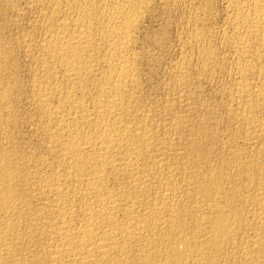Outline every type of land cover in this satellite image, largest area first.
<instances>
[{
  "label": "rangeland",
  "instance_id": "obj_1",
  "mask_svg": "<svg viewBox=\"0 0 264 264\" xmlns=\"http://www.w3.org/2000/svg\"><path fill=\"white\" fill-rule=\"evenodd\" d=\"M57 1L55 0L54 3L53 0H0V170H4L0 174L4 178L0 177L3 180H0V195H2L0 197V264H54L60 257L61 262H57L58 264L82 263L79 261L78 254L68 260H66L68 257L66 254L62 255L60 251L62 238L58 231L64 224L66 227L79 225L77 227L79 228L81 225L83 226L85 214L89 211L90 206L95 205L93 208H103V211L106 212L99 216L101 218L99 220L102 221V215L106 220L111 215L110 219H115L114 227L117 228V232L119 234L123 232L119 237L124 236L123 238L126 239L122 241L123 238L118 237L117 241L119 242L115 246L120 247H111L112 249L110 248L111 250L105 257L100 256L99 253H95L96 257H94L93 254L90 256L93 260L91 261L89 257L87 264H162V262L163 264L165 262V264H264V40H261L259 35L256 36L257 34L248 32L243 17L238 13L237 5L246 0H122L123 2L121 0H95V2L87 0L92 9L91 7L85 9V5H87L85 0H80V2L79 0ZM119 1L120 3H118ZM130 1L134 2L135 7L137 5L136 9L133 4H130L133 3ZM60 3L61 5H59ZM104 4H108V7ZM71 6L74 9H71ZM112 7L121 9V11L127 9L125 12L138 9L141 14L134 23L136 26L133 25L134 28H130V33H132L130 38L132 39L129 38L128 45H126L129 50L124 53H119L121 51L115 49V52H118L112 54L113 51L109 49L110 45L104 42L110 36L102 29L108 23H106L108 19L106 12ZM140 7H143L142 10ZM81 10L85 17L80 12ZM50 11L54 12L53 16ZM247 12L251 13L250 10ZM247 12L246 14H248ZM47 14H50V20L52 18L57 21L53 20V24L52 20V22L49 18L47 20ZM89 17L90 19H88ZM64 20H68V24ZM60 22L65 27L61 24L57 25ZM72 23L78 26L75 27ZM85 23L93 30H97H94L95 33L98 32L95 37L101 36L99 39L94 38L93 46L87 47L86 54H90L92 57L94 55V58L92 59L89 55L92 59V62L88 63L90 66L86 64L82 67L81 70L86 67V69L88 68L87 73L91 72L87 74L84 69L83 73L89 76L81 83L75 79V71L67 68L66 57L57 58L56 55L54 57L56 51L52 49H57L59 46L58 42H54L58 41V36L66 35L69 31L73 33L76 29L83 28ZM50 33L56 35L58 33V35ZM112 36L114 37L115 34ZM245 37L249 45L243 46L239 42V38ZM102 38L103 40H101ZM97 42L99 43L97 44ZM45 44H48L46 48ZM46 51L48 53L50 51V53L48 54ZM89 51L90 53H88ZM119 54L123 57H119ZM44 57H49V59H44ZM96 59L99 60L96 61ZM122 59L131 61L132 66L136 65L133 66V69L136 70H134L135 76H133V82L132 80L128 81L127 86L124 85L125 88L123 87L121 91V93H125V95L121 94L120 100L123 110L120 109L121 107L110 108L107 113L112 112L117 119H120L116 122L120 125L115 124L116 129L124 126L133 136L138 135L139 132L146 133L147 136L145 134L146 137H143L146 138V141L143 140L147 144L144 143L145 146L142 144V150L140 149L141 152L138 153L140 156L138 154L129 156L126 148L123 147L119 148L121 151L117 149L112 152V154L115 153L114 156H111L112 163L108 164V167L105 166L109 169L104 167L102 171L106 172H103V175L102 172L100 173L103 179L105 176L101 186L105 190L101 187L100 189L106 196L102 195L105 198L99 196V198L101 197L99 199L95 193L89 192L91 191V182L88 183V181L90 179L92 181L94 175L91 178L90 173L92 172L88 169L90 168L88 158L85 156L84 160L82 159L80 162L83 164L79 163L76 167L70 155L63 150L59 140L62 142L70 137H79L82 133V135L91 136L90 142L83 141V146L80 144L81 148H85L88 152L91 151L89 152L92 153L90 157H96L95 159L100 157L104 150H102L101 140L94 139L95 136H98L96 130L100 127H97L95 117H99L102 112V114L106 113V110H102L99 105L100 102L103 103L102 100L105 97L101 98L100 92L103 86L96 79L98 77L99 80L103 79L111 69L110 64L114 68ZM42 63L47 67L42 66ZM247 64L248 66H246ZM90 68L91 70H89ZM93 70L94 74H92ZM103 72L104 74H102ZM68 73L70 77H68ZM89 80L90 82H88ZM74 81L76 82L74 83ZM96 81L97 84H95ZM131 83H135L136 86ZM73 85H77L79 88L73 87ZM38 90L41 92L39 93ZM53 90L57 92L55 93ZM60 93H67L68 96ZM65 97H69V100L72 101ZM68 101L73 103L72 108ZM78 104H82V106ZM96 104L99 109L95 106ZM96 108L100 111H96ZM75 109H78L77 113ZM120 112L121 114H119ZM84 116L85 118H82ZM71 119L77 120V122H73ZM145 124L147 127L144 126ZM132 129L137 133H133ZM94 131L96 134H93ZM87 143L90 145L88 146ZM94 146L95 148L97 146L98 150L93 148ZM85 149L83 150L87 152ZM144 149H147L146 152ZM142 156L146 157L142 159ZM131 162L134 163H132L134 169ZM66 168L72 169L73 173L70 174L71 170L68 171ZM86 169L90 173L86 172L88 171ZM5 172L8 174L3 175ZM140 174H144V177ZM136 176L141 179L137 180ZM54 178L56 182H61L55 183ZM11 188L14 190L9 191ZM58 191L59 193H57ZM87 192H89L87 195L91 197L88 198ZM12 194L13 197H11ZM86 196L87 198H85ZM98 199L102 203L104 200L103 207V204L99 205L101 202ZM105 199H110L111 202L114 199L116 204L114 203V205L113 202L107 204ZM111 208L114 212L110 210L112 213H107ZM69 209L72 211L71 214ZM85 209L88 211L86 210V212ZM65 212L67 213L65 214ZM63 214L67 218H64ZM218 216H220L218 219L221 216L222 218L217 220ZM172 218H175L174 223ZM215 219L216 221H214ZM221 220L223 223L218 225L217 223H220ZM59 223L64 224L60 225ZM130 223L133 231L130 228L127 230L126 226H131ZM133 223H136L134 224L136 228ZM169 223L171 224L169 225ZM58 224L59 227H57ZM98 224L99 227L103 226L100 221ZM171 227L173 230L170 229ZM175 228L177 232L174 231ZM129 234L132 236L130 237ZM180 238L183 242L180 241ZM98 239L97 237L96 241ZM124 242H126L125 245ZM121 246H126L125 251L120 250ZM142 247L143 249H141ZM78 249L81 247L77 248L75 253L80 252ZM50 251L52 252L50 253ZM55 252H58L59 257ZM178 254L180 255L178 256ZM97 255L99 256L97 257ZM196 257L197 259L194 260Z\"/></svg>",
  "mask_w": 264,
  "mask_h": 264
},
{
  "label": "bare ground",
  "instance_id": "obj_2",
  "mask_svg": "<svg viewBox=\"0 0 264 264\" xmlns=\"http://www.w3.org/2000/svg\"><path fill=\"white\" fill-rule=\"evenodd\" d=\"M54 1V3H55V0H53ZM57 1V0H56ZM59 1V0H58ZM57 1V2H58ZM86 2H87V0H85ZM90 1V0H89ZM108 1V0H107ZM118 1V0H117ZM122 1V0H121ZM126 1V0H125ZM124 1V2H125ZM134 1V0H133ZM133 1H130V2H133ZM136 1V0H135ZM138 1V0H137ZM147 1H149V0H147ZM78 2V1H77ZM79 2H80V0H79ZM79 2H78V5H79ZM92 2V1H91ZM94 2H95V0H94ZM93 2V3H94ZM123 2V1H122ZM121 2V3H122ZM129 2V3H130ZM241 2V1H240ZM72 3V2H71ZM99 3H100V1H99ZM118 3H120V1L118 2ZM142 3V2H141ZM242 3V2H241ZM58 4V3H57ZM75 4V3H74ZM86 4V3H85ZM84 4V5H85ZM88 4H90L89 2H87V5ZM97 4V3H96ZM101 4V3H100ZM103 4V3H102ZM125 4V3H124ZM130 4H133V7L136 9L137 8V5H136V7L134 6V2L133 3H130ZM138 4V3H137ZM142 4H145V3H142ZM53 5V4H52ZM59 5H61V3L59 4ZM82 5V4H81ZM87 5H85L86 6V8L85 9H87V7H89V5L87 6ZM105 5V4H104ZM113 5H116V4H113ZM126 5V4H125ZM124 5V6H125ZM139 5V4H138ZM50 6V5H49ZM70 6V5H69ZM83 6V5H82ZM97 6H98V4H97ZM100 6V5H99ZM105 6H107L108 7V4L107 5H105ZM112 6V5H111ZM118 6V5H117ZM130 6V5H129ZM140 6V5H139ZM139 6H138V8H139ZM142 6V5H141ZM55 7V6H54ZM74 7H76V6H74ZM79 7V6H78ZM91 7V6H90ZM89 7V8H90ZM101 7V6H100ZM103 7V6H102ZM132 7V8H133ZM237 7H238V13H240L241 14V16L243 17V19H244V21H245V23H246V25H247V30H248V32L249 33H254V35L255 34H257L256 36H260V39L261 40H264V0H246V1H244L242 4H240V5H237ZM60 8H61V6H60ZM88 8V9H89ZM95 8V7H94ZM120 8V7H119ZM124 8V7H123ZM126 8H127V6H126ZM131 8V9H132ZM141 8V7H140ZM143 8V7H142ZM142 8L140 9V10H142ZM147 8V7H146ZM50 9V8H49ZM53 9V8H52ZM51 9V10H52ZM59 9V8H58ZM57 9V10H58ZM71 9H74L73 8V6H71ZM75 9H78V8H75ZM82 9V8H81ZM91 9H92V7H91ZM97 9H98V7H97ZM97 9H96V11H97ZM103 9H104V7H103ZM129 9V8H128ZM61 10V9H60ZM60 10H59V12H60ZM101 10H102V8H101ZM100 10V11H101ZM124 10V9H123ZM123 10L121 11V9L120 10H118V9H115V8H111V9H109V10H107V16H108V19H107V21H106V26L102 29V30H104V31H106V33H109V38L106 40V41H104V42H107L109 45H110V50L111 51H113L112 52V54L115 52V49H117V50H120L121 52H119V53H124V52H126V51H128L127 50V47L128 46H126V45H128V40H129V38H130V34L132 35V33H130L131 31H130V28L131 27H133V25H135L134 23L136 22V20L138 19V17H139V10L137 9V10H134V11H127V12H125V10H127V9H125L124 10V12H123ZM250 10V12L251 13H248L247 11H249ZM62 11V10H61ZM72 11H74V10H72ZM71 11V12H72ZM77 11H79V10H77ZM90 11V10H89ZM93 11L95 12V9H93ZM99 11V10H98ZM105 11V10H104ZM103 11V12H104ZM52 11H50V13H51ZM57 12V11H56ZM55 12V13H56ZM70 12V11H69ZM80 12H82L83 13V10H81ZM79 12V13H80ZM85 12H88L87 10H85ZM92 12V11H91ZM246 12L248 13V14H246ZM53 14H51L52 16L54 15V12H52ZM67 13V12H66ZM88 13H90V12H88ZM93 13V12H92ZM98 13V12H97ZM97 13H95V14H97ZM99 13H101V12H99ZM46 14V13H45ZM59 14H61V13H59ZM72 14H73V12H72ZM103 14V13H102ZM48 15V14H47ZM50 15V14H49ZM49 15H48V17H46L47 18V20H48V18H49ZM58 15V14H57ZM84 17H85V14L83 13L82 14ZM86 15H88V14H86ZM94 15V14H93ZM100 15V14H99ZM104 15H105V12H104ZM105 15V17H107ZM141 15V14H140ZM239 15V14H238ZM59 16V15H58ZM64 16V15H63ZM73 15H71V18H73L72 17ZM83 16H82V18H83ZM90 16V15H89ZM103 16V15H102ZM51 17V16H50ZM78 17H80V16H78ZM91 17V16H90ZM90 17L88 18V19H90ZM96 17V16H95ZM98 17V16H97ZM141 17V16H140ZM64 18H68V17H64ZM71 18H69V20L71 19ZM77 18V17H76ZM81 18V17H80ZM79 18V19H80ZM87 18V17H86ZM92 18H93V16H92ZM92 18H91V20H92ZM103 18H104V16H103ZM239 18V17H238ZM58 19H59V17H58ZM101 19V18H100ZM49 20H50V18H49ZM51 20H52V18H51ZM50 20V21H51ZM54 20V19H53ZM52 20V21H53ZM62 20H63V18H62ZM72 20V19H71ZM85 20V19H84ZM95 20V19H94ZM240 20V19H239ZM51 21V22H52ZM55 22L57 21V20H54ZM54 21H53V24H54ZM66 20H64V22H65ZM68 21V20H67ZM66 21V22H67ZM76 21V20H75ZM237 21V20H236ZM243 21V22H244ZM51 22H49V23H51ZM77 22V21H76ZM239 22V21H238ZM43 23V22H42ZM70 23V22H69ZM84 23V22H83ZM86 23H89V22H86ZM86 23L85 24H83V25H85V26H83V28H79V29H76V31H74L73 33H71L70 31V33L68 34H66V35H62V36H58V38L56 37L57 35H58V33H57V35L56 34H54V33H50V34H54V35H56L55 37L58 39V41H54V42H58L59 43V46L57 47V49L55 48V49H52V50H55L54 52V57H55V55L57 56V58L58 57H60V56H65L66 57V60H65V63H67V68L68 69H70L71 68V70H74L75 71V79L76 80H78V82H83L84 81V79L87 77V79H88V76H87V74L89 73V72H91V71H88V73H87V70H88V68L86 69V67L85 68H83V70H81L82 69V67H84V65L86 66V64L88 65V63H91L92 62V59L94 58V55H93V57L91 56V58H90V56L88 55V54H86V50H87V47L89 46V48H90V46H93V44H94V38L96 39V37H95V34H97L98 35V32H96L95 33V31H97V30H93V28H91V26H89V25H86ZM61 24V22L59 23V24H57V25H60ZM67 24H68V22H67ZM73 24V23H72ZM74 24H75V22H74ZM73 24V25H74ZM79 24H80V22H79ZM92 24V23H91ZM95 24V23H94ZM93 24V25H94ZM103 24V23H102ZM101 24V25H102ZM56 25V26H57ZM61 25H63V24H61ZM93 25H92V27H93ZM101 25H100V27H101ZM241 25V24H240ZM242 25H244V24H242ZM52 26V25H51ZM64 27H65V25H63ZM68 26V25H67ZM67 26H66V28H67ZM75 27L76 26H78V25H74ZM79 26H81V25H79ZM95 26H97L98 27V25H95ZM136 26V25H135ZM60 27V26H59ZM63 27V28H64ZM96 27V28H97ZM100 27H99V32H100ZM56 28V27H55ZM58 28V27H57ZM60 28H62V27H60ZM68 28H70V27H68ZM102 28V27H101ZM134 28V27H133ZM241 28V27H240ZM53 29H54V27H53ZM244 29V28H243ZM242 29V30H243ZM59 30V29H58ZM61 30V29H60ZM59 30V31H60ZM64 30V29H63ZM69 30V29H68ZM70 30H71V28H70ZM55 31V30H54ZM62 31V30H61ZM66 31H67V29H66ZM238 31V30H237ZM240 31V30H239ZM51 32V31H50ZM52 32H53V30H52ZM241 32V31H240ZM238 33V32H237ZM246 33V32H245ZM61 34H63V33H61ZM103 34V33H102ZM112 34L114 35L115 34V36L113 37L112 36ZM243 34V33H242ZM241 34V35H242ZM108 35V34H107ZM100 36L101 35H99V38H100ZM111 36H112V38H111ZM50 38H54V37H51V36H49ZM239 37V36H238ZM243 37V36H242ZM251 37V36H250ZM98 38V37H97ZM98 38V39H99ZM237 38V37H236ZM55 39V38H54ZM132 38H130V40H131ZM233 39H235V38H233ZM248 39V38H247ZM46 40V39H45ZM56 40V39H55ZM101 40H103V38L101 39ZM231 40V39H230ZM235 40H237V39H235ZM249 40V39H248ZM50 41V40H49ZM238 41V40H237ZM259 41V40H258ZM51 42V41H50ZM239 42H241L242 44H243V46L244 45H249V43H247V40H246V37L245 38H239ZM47 43V42H46ZM96 43V42H95ZM99 42H97V44H98ZM101 43H103V42H101ZM131 43V42H130ZM235 43V42H234ZM261 43V42H260ZM49 44V43H48ZM48 44H45V48H46V46L48 45ZM56 44V43H55ZM42 45H43V43H42ZM96 45V44H95ZM101 45V44H100ZM103 45H104V43H103ZM107 45V44H106ZM236 45V44H235ZM53 46H55V45H53ZM57 46V45H56ZM102 46V45H101ZM105 46V45H104ZM239 46V45H238ZM50 47V46H49ZM49 47H47V48H49ZM98 47V46H97ZM96 47V48H97ZM107 47H109V46H107ZM54 48V47H53ZM95 48V47H94ZM99 48V47H98ZM101 48V47H100ZM105 48V47H104ZM49 49H51V48H49ZM108 49V48H107ZM108 49V50H109ZM95 50V49H94ZM106 50V49H105ZM104 50V51H105ZM243 50H244V48H243ZM92 51H93V49H92ZM91 51V54H93V52ZM47 52V51H46ZM108 52V51H107ZM107 52L105 53V54H107ZM116 52H118V51H116ZM115 52V53H116ZM48 53V52H47ZM49 53H50V51H49ZM48 53V54H49ZM53 53V52H52ZM88 53H90V51L88 52ZM132 53V52H131ZM111 54V55H112ZM118 54V53H117ZM42 55H44L43 53H42ZM120 56L119 57H123V56H121V54H119ZM129 55H131L130 53H129ZM106 56V55H105ZM114 56V55H113ZM128 56V55H127ZM126 56V57H127ZM52 57V56H51ZM104 57V56H103ZM110 58H111V56H109ZM115 57H117V56H115ZM114 57V58H115ZM125 57V58H126ZM131 57V56H130ZM46 57H44V59H45ZM96 58V57H95ZM99 58H101V57H99ZM106 58V57H105ZM128 59H129V57H127ZM132 58V57H131ZM46 59H49V57L48 58H46ZM117 59H118V57H117ZM41 60H42V58H41ZM99 59H96V61H98ZM111 60H112V58H111ZM120 60V59H119ZM130 60V59H129ZM129 60H127V59H122L121 61H119V62H116V63H119V64H117V65H115V67L114 68H112V66H111V64H110V67H111V69L109 70V69H107V70H109L105 75H104V78L103 79H101V80H99L98 78L96 79L98 82H99V84H101L103 87H102V91L100 92V94H102V96H101V98H104V100H102L103 101V103L102 102H100V101H98V102H100L101 104H99L100 105V108H102V110H106V113L107 112H109L108 111V109H116L117 107H121L120 109H122L123 110V108H122V106H120V100H121V94H124L125 95V93L123 92V93H121V91H122V89H123V87L125 88V86L124 85H126L127 86V82L128 81H131L132 80V82H133V76H135L134 75V70L135 69H133V66L130 64V62L131 61H129ZM131 60H133V58L131 59ZM45 60H43V62H44ZM118 61V60H117ZM46 62V61H45ZM55 62V61H54ZM62 62V61H61ZM60 62V63H61ZM63 62H64V60H63ZM63 62H62V64H63ZM48 63V62H47ZM46 63V64H47ZM57 63V62H56ZM59 63V64H60ZM95 64H96V62H94ZM112 63V62H111ZM44 63H42V66H45V65H43ZM49 64V63H48ZM106 64H107V62H106ZM109 64V63H108ZM114 64H115V62H114ZM133 64V63H132ZM136 64V63H135ZM92 65V64H91ZM97 65V64H96ZM98 65H99V62H98ZM242 65H243V63H242ZM64 66V65H63ZM88 66H90V65H88ZM87 66V67H88ZM93 66V65H92ZM103 66V65H102ZM136 66V65H135ZM134 66V67H135ZM246 66H248V64L246 65ZM40 67V66H39ZM45 67H47V65L45 66ZM98 67V66H97ZM97 67H94V68H97ZM107 67V66H106ZM50 68V67H49ZM53 68V67H52ZM60 68V67H59ZM62 68V67H61ZM93 68V69H94ZM101 68V67H100ZM248 68V67H247ZM45 69V68H44ZM64 69V68H63ZM86 70V73H83V71H85ZM46 70H47V68H46ZM49 70V69H48ZM50 70H51V68H50ZM66 70V69H65ZM89 70H91V68L89 69ZM95 70V69H94ZM92 71L93 73L92 74H94V72L95 71ZM52 71V70H51ZM136 71V70H135ZM46 72V71H45ZM48 72V71H47ZM50 72V71H49ZM67 72H68V70H67ZM66 71H65V73H67ZM104 72L102 73V74H104ZM242 72V71H241ZM72 73V72H71ZM70 73V75H72V74H74V73H72L71 74ZM97 73V72H96ZM95 73V74H96ZM90 74V73H89ZM241 74V73H240ZM64 74L62 73V76H63ZM51 76H52V74H51ZM59 76V75H58ZM61 76V77H62ZM66 76V75H65ZM91 76V75H90ZM94 76H96V75H94ZM103 76V75H102ZM60 77V78H61ZM68 77H70L69 76V73H68ZM68 77L66 76V78L68 79ZM71 77H73V76H71ZM93 77V76H92ZM97 77V76H96ZM90 78V77H89ZM95 78V77H94ZM102 78V77H101ZM136 78L138 79V77L136 76ZM61 79H63V78H61ZM65 79V78H64ZM74 78H72V80H73ZM74 79V80H75ZM87 79H85V80H87ZM136 79V80H137ZM66 80V79H65ZM70 80V79H69ZM93 80V79H92ZM95 80V79H94ZM93 80V81H94ZM92 81V82H93ZM95 82V84H97L98 82ZM51 82V81H50ZM70 82H71V80H70ZM76 81H74V83H75ZM86 82V81H85ZM88 82H90V80L88 81ZM91 82V83H92ZM135 82V81H134ZM137 82V81H136ZM51 83H53V82H51ZM69 83V82H68ZM73 83V82H72ZM73 83V84H74ZM40 84V83H39ZM43 84V83H42ZM42 84H40V85H42ZM88 84V83H87ZM93 84V83H92ZM128 84H130V83H128ZM135 84V83H134ZM134 84H132L131 83V85H133L134 86ZM44 85V84H43ZM55 85V84H54ZM69 85V84H68ZM72 85V84H71ZM82 85V84H81ZM248 85V84H247ZM52 87H53V85H51ZM75 85H73V87H74ZM99 86V85H98ZM135 86H136V84H135ZM41 87V86H40ZM45 87H47L48 88V86H45ZM44 87V88H45ZM72 87V86H71ZM75 87H77V85L75 86ZM84 87H85V85H84ZM83 87V88H84ZM108 88V89H106V88ZM132 87V86H131ZM39 88V87H38ZM42 88H43V86H42ZM51 88V87H50ZM58 88V87H57ZM77 88H79V87H77ZM81 88V87H80ZM93 88V87H92ZM101 88V87H100ZM246 88V87H245ZM39 89H41V88H39ZM53 89V88H52ZM55 89V88H54ZM71 89H73V88H71ZM70 89V90H71ZM99 89V88H98ZM97 89V90H98ZM243 89V88H242ZM44 90V89H43ZM68 90V89H67ZM81 91H82V89H80ZM101 90V89H100ZM126 90V89H125ZM128 90V89H127ZM244 90V89H243ZM39 91V90H38ZM54 91V90H53ZM59 91V90H58ZM65 91V90H64ZM41 91H39V93H40ZM43 92V91H42ZM48 92V91H47ZM52 92V91H51ZM55 92V91H54ZM54 92H53V94H54ZM57 92V91H56ZM55 92V93H56ZM68 92H70V91H68ZM83 92V91H82ZM98 92V91H97ZM261 92V91H260ZM45 93H46V91H45ZM63 93V92H62ZM65 93V92H64ZM72 93V92H71ZM96 93V92H95ZM130 93H131V91H130ZM243 93V92H242ZM43 94V93H42ZM47 94V93H46ZM45 94V95H46ZM51 94V93H50ZM58 94H59V92H58ZM61 94V93H60ZM99 94V95H100ZM133 94V93H132ZM262 94V93H261ZM44 95V94H43ZM61 95H67V93L66 94H61ZM92 95V94H91ZM98 95V94H97ZM50 96V95H49ZM48 96V97H49ZM52 96V95H51ZM64 96H63V99H64ZM68 96V95H67ZM3 97V96H2ZM43 97V96H42ZM47 97V96H46ZM60 97V96H59ZM96 97V96H95ZM100 97V96H99ZM98 97V98H99ZM124 97V96H123ZM130 97V96H129ZM44 98V97H43ZM42 98V99H43ZM66 98V97H65ZM100 98V99H101ZM4 99V98H3ZM46 100L48 99V98H45ZM58 99V98H57ZM60 99V98H59ZM62 99V98H61ZM66 99H68L69 100V97L68 98H66ZM66 99H65V101H66ZM77 100V99H76ZM45 101V100H44ZM50 101V100H49ZM69 101H72V100H69ZM68 101V103H71V102H69ZM80 101V100H79ZM79 101H77V103H80ZM123 101V100H122ZM132 101V100H131ZM41 102V101H40ZM62 102H63V100H62ZM62 102H60V103H62ZM67 102V101H66ZM96 102H97V100H96ZM76 103V104H77ZM46 104H48V103H46ZM50 104V103H49ZM48 104V105H49ZM66 105H67V103H65ZM73 103H71V105H72ZM75 104V103H74ZM124 104V103H123ZM48 105H46V106H48ZM61 104H59V106H60ZM63 106H64V103L62 104ZM61 105V106H62ZM78 105H80V104H78ZM43 106H45V105H43ZM77 106V105H76ZM80 106H82V104L80 105ZM95 106H97V108L99 107L97 104L95 105ZM133 106V105H132ZM66 107V106H65ZM73 107V105L71 106V108ZM125 107H127V106H125ZM50 108V107H49ZM54 108V107H53ZM76 108V107H75ZM77 108H78V106H77ZM81 108H83V107H81ZM96 108V109H97ZM51 109V108H50ZM68 109V108H67ZM80 109V108H79ZM85 109V108H84ZM83 109V110H84ZM95 109V110H96ZM99 109V108H98ZM96 110V111H100V110ZM119 109V108H118ZM78 110V109H77ZM77 110L75 109V111H76V113H77ZM102 110H101V112H102ZM136 110H137V108H136ZM58 111H62V110H58ZM65 111V110H64ZM71 111V110H70ZM74 111V112H75ZM80 111V110H79ZM87 111V110H86ZM113 111V110H112ZM116 111V110H115ZM115 111H113V112H115ZM118 111V110H117ZM45 112V111H44ZM56 112V111H55ZM84 112V111H83ZM94 112V111H93ZM126 112V111H125ZM130 112V111H129ZM134 112V111H133ZM60 113V112H59ZM63 113V112H62ZM71 113V112H70ZM75 113V114H76ZM87 113V112H86ZM103 113V112H102ZM101 113V115L99 116V117H95V123L97 124V127L98 126H100L96 131H97V134H98V136H95V138L94 139H96L97 138V140H101V144L103 145V148H102V150H104L103 151V153H101L100 154V157L98 158V159H95L94 157H90V154L92 155V153H89V152H91V151H87L85 148H83V149H85L87 152H88V154H87V152H85L82 148H81V145L84 143L83 141H85V142H90L91 141V136L90 137H88V136H86V135H78L79 137H75V138H71L70 137V135H69V137L70 138H67V139H65V140H63L62 142H61V140H59V143H61L62 144V146H63V148H61V149H63L64 151H65V153L66 154H69L70 155V157L72 158L71 160L72 161H74L73 163H74V165H76V167H77V165L81 162V160L83 159V158H85V156H86V158H88V161H89V164L87 163V161H86V163L88 164V166L90 167V168H88L92 173H90V171L88 170V169H86V170H88V171H86V172H88V173H90V175H91V178H92V176H93V178H92V181H91V179L89 180V178H88V183H90V186H91V191H89V192H91L92 194L93 193H95L96 195L95 196H98V198H99V196H102V195H104L102 192H104L102 189H104L105 190V188H102L101 186H102V183H104V181L102 182V180H104L105 179V176H104V179L102 178L103 176V172H106L105 170L104 171H102L103 170V168L107 165V167H108V164H110V163H112V160H111V156L113 155H115V153L114 154H112V152L113 151H115V150H117V149H119V148H121V147H123V148H126V151H127V153L129 154V156H130V154H138L139 153V151H140V149L142 148L141 146H145V144H147V143H145V141H146V138L144 139L143 137H146L147 136V134H146V136H144L145 134H141L140 132L138 133V135L136 134L137 132L134 130V132H135V134H136V136L134 135L133 136V134L131 135L130 133H129V130L127 129V128H124V126L122 127V126H120L121 128H118V129H116L115 128V124H117V125H120V124H118V123H116V122H118L117 120H120L119 118L117 119L116 118V115L115 114H112V112H110V114H106V113H104V114H102ZM52 114V113H51ZM69 114V113H68ZM72 114H73V111H72ZM82 114V113H81ZM83 114H85V112L83 113ZM118 114V113H117ZM119 114H121V112L119 113ZM123 114H124V111H123ZM66 115V114H65ZM71 115V114H70ZM78 115V114H77ZM90 115V114H89ZM89 115H87V116H89ZM132 115H133V113H132ZM51 116V115H50ZM53 116V115H52ZM75 116V115H74ZM80 116V115H79ZM81 116H83V115H81ZM86 116V117H87ZM91 116V115H90ZM121 116V115H120ZM119 116V117H120ZM123 116V115H122ZM130 116V115H129ZM151 116V115H150ZM69 117V116H68ZM135 117V116H134ZM143 117V116H142ZM61 118V117H60ZM65 118V117H64ZM73 118V117H72ZM77 118V117H76ZM82 118H85V116L84 117H82ZM87 118H89V117H87ZM91 118V117H90ZM126 118V117H125ZM141 118V117H140ZM75 119V118H74ZM78 119V118H77ZM80 119V118H79ZM94 119V118H93ZM92 119V120H93ZM67 120V119H66ZM72 120V119H71ZM71 120H70V122H71ZM85 120H87V119H85ZM91 120V119H90ZM91 120V121H92ZM130 120V119H129ZM148 120V119H147ZM65 121V120H64ZM73 122L74 121H76L77 122V120H72ZM146 121V120H145ZM144 121V122H145ZM66 122V121H65ZM86 122H89V121H86ZM94 122V121H93ZM147 122V121H146ZM149 122V121H148ZM62 123H64V122H62ZM69 123V122H68ZM68 123H65V124H68ZM85 123V122H84ZM119 123H121L120 121H119ZM122 123H124V122H122ZM60 124H61V122H60ZM64 124V125H65ZM71 124H72V122H71ZM76 124V123H75ZM125 124V123H124ZM136 124V123H135ZM50 125V124H49ZM69 125V124H68ZM85 125V124H84ZM128 125V124H127ZM59 126V125H58ZM67 126V125H66ZM141 126H142V124H141ZM145 127H147L146 126V124L144 125ZM68 127V126H67ZM71 127V126H70ZM85 127V126H84ZM119 127V126H118ZM125 127H126V125H125ZM128 127V126H127ZM130 127V126H129ZM132 127V126H131ZM61 128V127H60ZM92 128H94V127H92ZM65 129V128H64ZM63 129V130H64ZM72 129V128H71ZM130 129V128H129ZM136 129V128H135ZM142 129V128H141ZM141 129H139V130H141ZM67 130V129H66ZM131 130V129H130ZM142 131V130H141ZM52 132V131H51ZM65 132V131H64ZM73 132V131H72ZM95 132V131H94ZM132 132H133V129H132ZM133 132V133H134ZM145 132V131H144ZM70 133V132H69ZM93 133V132H92ZM150 133V132H149ZM93 134H96V132L95 133H93ZM76 135V134H75ZM88 135V134H87ZM74 136V135H73ZM93 136V135H92ZM94 137V136H93ZM61 138V137H60ZM145 141H144V140ZM150 139V138H149ZM53 141H55L54 139H53ZM144 141V142H143ZM97 142V141H96ZM58 143V144H59ZM145 143V144H144ZM149 143V142H148ZM81 144V145H80ZM94 144H97V143H95L94 142ZM143 144V145H142ZM56 145V144H55ZM85 145V144H84ZM87 145H88V143H87ZM86 145V146H87ZM89 145H90V143H89ZM88 145V146H89ZM93 145V144H92ZM57 146V145H56ZM59 146V145H58ZM83 146V145H82ZM98 146V145H97ZM97 146H96V148H95V146L93 147V148H95V149H97L98 150V148H97ZM151 146V145H150ZM147 147H149V146H147ZM91 148V147H90ZM90 148H89V150H90ZM144 148V147H143ZM149 148H151V147H149ZM95 149H93V150H95ZM92 150V151H93ZM101 150V151H102ZM123 150V149H122ZM142 150V149H141ZM147 150V149H146ZM146 150L144 149V151L146 152ZM119 151H121V149H119ZM135 151H137V152H135ZM143 151V152H144ZM152 151V150H151ZM97 152V151H96ZM141 152V151H140ZM62 153H64V152H62ZM98 153V152H97ZM123 153H124V151H123ZM1 154V153H0ZM58 154V153H57ZM65 154V155H66ZM99 154V153H98ZM118 154H120V153H118ZM141 154H143V153H141ZM64 155V154H63ZM126 155V154H125ZM145 155V154H144ZM68 156V155H67ZM66 156V157H67ZM99 156V155H98ZM126 156H128V155H126ZM134 156V155H133ZM137 156V155H136ZM136 156H135V158H136ZM138 156H140L139 154H138ZM3 157V156H2ZM64 157V156H63ZM69 157V156H68ZM118 157V156H117ZM144 157H146V156H144ZM143 156L141 157L142 159L144 158ZM129 158V157H128ZM127 158V159H128ZM64 159H65V157H64ZM136 159H138V158H136ZM135 159V160H136ZM3 160V159H2ZM66 160V159H65ZM70 160V159H69ZM84 160V159H83ZM93 160V161H92ZM120 160V159H119ZM126 160V159H125ZM131 160H133V159H131ZM139 160V159H138ZM137 160V161H138ZM113 162H115V161H113ZM2 163V162H1ZM6 163V162H5ZM85 163V162H84ZM86 163H85V165H86ZM117 163V162H116ZM132 163L133 162H131L130 164H131V166H132ZM71 164V163H70ZM70 164H68V165H70ZM80 164H83V163H80ZM115 164V163H114ZM127 164H129V163H127ZM126 164V165H127ZM134 164V163H133ZM2 165H3V163H2ZM6 165V164H5ZM51 165V164H50ZM67 165V166H68ZM111 165V164H110ZM117 165V164H116ZM136 165V164H135ZM72 166V165H71ZM70 166V168H72ZM82 166H84V165H82ZM87 166V167H88ZM113 167H114V165H112ZM130 166V167H131ZM134 166V165H133ZM133 166H132V168H133ZM147 166V165H146ZM2 167V166H1ZM5 167V166H4ZM65 167V166H64ZM69 167V166H68ZM67 167V168H68ZM80 167H81V165H80ZM86 167V166H85ZM86 167V168H87ZM140 167V166H139ZM66 168V169H67ZM82 168V167H81ZM106 168V167H105ZM115 168V167H114ZM135 168H137V167H135ZM158 168V167H157ZM65 169V168H64ZM73 169V168H72ZM72 169H69V170H71L69 173L71 174V172L73 173V171H72ZM106 169H109V168H106ZM123 169V168H122ZM131 169V168H130ZM134 169V168H133ZM140 169V168H139ZM143 169V168H142ZM3 169H1L0 170V174H2V171ZM68 170V169H67ZM68 170V171H69ZM78 170V169H77ZM115 170V169H114ZM5 171H7V170H5ZM75 172H77L76 170H74ZM79 171H80V169H79ZM78 171V172H79ZM111 171V170H110ZM132 171V170H131ZM135 171V170H134ZM133 171V172H134ZM138 171V170H137ZM145 171V170H144ZM3 172H4V170H3ZM82 172V171H81ZM83 172H85V171H83ZM102 172V175L100 174ZM109 172V171H108ZM141 172V171H140ZM149 172H150V169H149ZM141 173H143V171L141 172ZM6 174H8V173H6L5 172V174L3 173V175H6ZM68 174V173H67ZM69 174V175H70ZM82 174V173H81ZM87 174V173H86ZM106 174V173H105ZM104 174V175H105ZM130 174H132V173H130ZM136 174L137 175H139L137 172H136ZM68 175V176H69ZM76 175V174H75ZM78 175V174H77ZM127 175V174H126ZM126 175H125V177H126ZM144 174H140V176H143ZM55 176V175H54ZM74 176V175H73ZM107 176V175H106ZM128 176V175H127ZM146 176V175H145ZM1 178H3L2 176H0ZM5 177H7V176H5ZM62 177V176H61ZM60 177V178H61ZM81 177V176H80ZM111 177V176H110ZM116 177V176H115ZM135 177V176H134ZM144 177V176H143ZM147 177V176H146ZM145 177V178H146ZM9 178V177H8ZM44 178V177H43ZM59 178V179H60ZM136 178H137V176H136ZM171 178V177H170ZM4 179V178H3ZM6 179V178H5ZM57 179H58V177H57ZM108 179V178H107ZM110 179V178H109ZM129 179V178H128ZM138 179H141V177H139L138 176V178H137V180ZM147 179V178H146ZM1 180V179H0ZM44 180V179H43ZM49 180H51V179H49ZM53 180H55V178L53 179ZM61 180V179H60ZM145 180V179H144ZM170 180V179H169ZM175 180V179H174ZM1 181H3V180H1ZM5 181H7V179L5 180ZM135 181H136V179H135ZM143 181V180H142ZM145 181H147V180H145ZM172 181V180H171ZM170 181V182H171ZM21 182V181H20ZM40 182H42V181H40ZM39 182V183H40ZM55 183H60V182H56V180L54 181ZM106 182V181H105ZM115 182V181H114ZM2 183V182H1ZM87 183V184H88ZM137 183V182H136ZM143 183V182H142ZM142 183H141V185H142ZM47 184V183H46ZM50 184V183H49ZM54 184V183H53ZM63 184V183H62ZM125 184V183H124ZM140 184V183H139ZM138 184V185H139ZM214 184V183H213ZM43 185V184H42ZM55 185V184H54ZM57 185H59V184H57ZM61 185V184H60ZM106 185V184H105ZM133 185H135V184H133ZM10 185H8V187H9ZM51 186V185H50ZM89 186V185H88ZM104 186V185H103ZM6 187V186H5ZM11 187V186H10ZM44 187V186H43ZM49 187V186H48ZM55 187H56V185H55ZM60 187V189H61V186H59ZM100 187L102 188V189H100ZM51 188H52V186H51ZM54 188V187H53ZM123 188V187H122ZM142 188V187H141ZM171 188V187H170ZM213 188V187H212ZM59 189V188H58ZM88 189H89V187H88ZM109 189V188H108ZM206 189H207V187H206ZM0 190H1V188H0ZM14 190V189H13ZM12 190V188H11V190H9V191H13ZM36 190V189H35ZM49 190H50V187H49ZM61 190H63V189H61ZM66 190V189H65ZM82 190V189H81ZM90 190V189H89ZM127 190V189H126ZM217 190V189H216ZM215 190V191H216ZM4 191V190H3ZM2 191V193H4ZM8 191V190H7ZM8 191V192H9ZM50 191H52V190H50ZM49 191V192H50ZM60 191V190H59ZM59 191L57 192V193H59ZM166 191V190H165ZM1 192V191H0ZM64 192V191H63ZM84 192H85V190H84ZM89 192H87L86 193V195L89 193ZM134 192V191H133ZM161 192V191H160ZM177 192V191H176ZM179 192V191H178ZM11 193V192H10ZM14 193V192H13ZM44 193V192H43ZM52 193V192H51ZM56 193V192H55ZM62 193V192H61ZM71 193V192H70ZM108 193V192H107ZM106 193V194H107ZM129 193V192H128ZM142 193V192H141ZM205 193V192H204ZM1 194V193H0ZM7 194V193H6ZM9 194V193H8ZM7 194V195H8ZM53 194H54V192H53ZM64 194V193H63ZM110 194V193H109ZM112 194V193H111ZM140 194V193H139ZM161 194V193H160ZM3 195H5V194H3ZM51 195V194H50ZM123 195V194H122ZM164 195V194H163ZM173 195V194H172ZM179 195V194H178ZM207 195V194H206ZM2 195H0V197H1ZM57 196V195H56ZM59 196V195H58ZM67 196V195H66ZM77 196V195H76ZM88 196V195H87ZM87 196L85 197V198H87ZM104 196H106V195H104ZM104 196H102V198L104 197ZM110 196V195H109ZM113 196V195H112ZM111 196V197H112ZM158 196V195H157ZM177 196V195H176ZM11 197H13V194L11 195ZM71 197V196H70ZM81 197V196H80ZM89 197H91V196H88V198ZM108 197V196H107ZM130 197V196H129ZM134 197V196H133ZM139 197V196H138ZM164 197V196H163ZM166 197V196H165ZM10 198V197H9ZM25 198H26V196H25ZM65 198V197H64ZM93 198V197H92ZM91 198V199H92ZM94 198H96V197H94ZM101 198V197H100ZM99 198V199H100ZM105 198V197H104ZM108 198H110V197H108ZM176 198V197H175ZM6 199V198H5ZM4 199V200H5ZM13 199V198H12ZM98 199V200H99ZM115 199V198H114ZM113 199V200H114ZM117 199V198H116ZM148 199V198H147ZM164 199V198H163ZM2 200H3V198H2ZM71 200V199H70ZM86 200V199H85ZM96 200H97V198H96ZM96 200H93V201H96ZM105 200H107L106 202H107V204L109 203H112L113 202V204L116 202V201H113L112 200V202H111V200L109 199H105ZM132 200V199H131ZM142 200V199H141ZM172 200V199H171ZM65 201V200H64ZM89 201V200H88ZM100 202H101V200H99ZM103 201V203L101 202V203H99V205L101 204H103L102 205V207L104 206V200H102ZM136 201V200H135ZM163 201V200H162ZM141 202V201H140ZM154 202V201H153ZM155 202H156V200H155ZM93 203V202H92ZM96 203V202H95ZM147 203V202H146ZM24 204V203H23ZM64 204V203H63ZM69 204V203H68ZM98 204V203H97ZM116 204V203H115ZM114 204V205H115ZM161 204V203H160ZM180 204V203H179ZM9 205V204H8ZM93 205V204H92ZM95 205V204H94ZM98 205V206H99ZM112 205V204H111ZM162 205V204H161ZM16 206V205H15ZM60 206V205H59ZM90 206V205H89ZM96 206V205H95ZM95 206H93V207H95ZM110 206V205H109ZM108 206V207H109ZM124 206V205H123ZM163 206V205H162ZM173 206V205H172ZM177 206V205H176ZM82 207V206H81ZM92 206H90V209H89V211L87 210L88 209V207H87V209H85V211L87 212L85 215L86 216H84L85 217V224L82 226L81 225V227H79V228H77L79 225H77V227L75 228V227H71L72 225L70 224V222H69V224L71 225L70 227L69 226H65V224L64 223H66V222H64V221H62V222H64V223H62V224H60V225H63L64 224V226L60 229V228H58V229H60L58 232L60 233V236H61V238H62V241L60 242V244H62L61 245V250H60V248H58L61 252H62V255L63 254H66L68 257H66L67 259L66 260H68V258L70 259V257H72V256H75L76 254H78L79 256H78V258L80 257V260L79 261H81L83 264H85L86 262H88L87 261V259L90 257V256H93V254L95 255V253L97 254V253H99V255L101 256H107L106 254L108 253V251L109 250H111L112 248H114L113 246H115L116 244H118V242L119 241H117L118 240V237H119V235H121L122 233L120 232V230H119V232H120V234L117 232V228L116 227H114L115 226V219H110L111 218V215H110V217L109 218H107L108 220H106V218L105 219H103V215H102V221L101 220H99V219H101V218H99V216H101V214H103L105 211H103V208H93ZM127 207V206H126ZM161 207V206H160ZM175 207V206H174ZM65 208V207H64ZM69 208V207H68ZM72 208V207H71ZM104 208H106V207H104ZM134 208V207H133ZM156 208V207H155ZM165 208V207H164ZM74 209V208H73ZM151 209V208H150ZM157 209V208H156ZM166 209V208H165ZM218 209V208H217ZM6 210V209H5ZM16 210V209H15ZM110 210H113L112 208L111 209H108V211H107V213H109V214H111L112 212L110 211ZM130 210H131V208H130ZM133 210V209H132ZM154 210V209H153ZM158 210V209H157ZM169 210V209H168ZM167 210V211H168ZM216 210V209H215ZM214 210V211H215ZM68 211H70V209L68 210ZM67 211V212H68ZM120 211V210H119ZM129 211V210H128ZM180 211V210H179ZM178 211V212H179ZM198 211V210H197ZM61 212V211H60ZM64 212V211H63ZM67 212H65V214L67 213ZM71 212L72 211H70L69 213L71 214ZM113 212H114V210H113ZM131 212V211H130ZM130 212H128V214L130 213ZM137 212V211H136ZM161 212V211H160ZM177 212V211H176ZM177 212V213H178ZM221 212V211H220ZM14 213V212H13ZM69 213H68V215H69ZM85 213V212H84ZM106 213V212H105ZM144 213V212H143ZM159 213V212H158ZM163 213V212H162ZM60 214H62V213H60ZM126 214V213H125ZM133 214H134V212H133ZM133 214H131V215H133ZM154 214V213H153ZM152 214V215H153ZM167 214V213H166ZM175 214V213H174ZM181 214V213H180ZM67 215V216H68ZM130 215V214H129ZM139 215V214H138ZM177 215V214H176ZM198 215V214H197ZM221 215V214H220ZM33 216V215H32ZM60 216V215H59ZM66 216V215H65ZM158 216V215H157ZM7 217H8V215H7ZM63 217H64V214H63ZM105 217H106V215H105ZM220 216H218L217 217V220H220L221 218H222V216H221V218L220 219H218ZM223 217H225V216H223ZM11 218V217H10ZM64 218H67V217H64ZM63 218V219H64ZM113 218V217H112ZM115 218V217H114ZM119 218V217H118ZM121 218V217H120ZM127 218V217H126ZM137 218H139L138 216H137ZM168 218H169V216H168ZM178 218V217H177ZM200 218V217H199ZM61 219V218H60ZM84 219V218H83ZM117 219V218H116ZM124 219V218H123ZM161 219V218H160ZM173 219V218H172ZM175 219V218H174ZM174 219H173V223H174ZM205 219V218H204ZM224 219V218H223ZM66 220V219H65ZM104 220V221H103ZM157 220V219H156ZM192 220V219H191ZM203 220V219H202ZM21 221V220H20ZM71 221V220H70ZM99 221L102 223V225L103 226H101V227H99V226H97V224L99 223ZM120 221V220H119ZM149 221V220H148ZM161 221V220H160ZM172 221V220H171ZM179 221V220H178ZM214 221H216V219L214 220ZM213 221V222H214ZM58 222V221H57ZM60 222V221H59ZM121 222H122V220H121ZM124 222V221H123ZM130 222V221H129ZM133 222V221H132ZM155 222V221H154ZM163 222V221H162ZM168 222V221H167ZM187 222V221H186ZM198 222V221H197ZM221 222L223 223V220H221L220 221V223H217L218 225L219 224H221ZM83 223H84V220H83ZM82 223V224H83ZM153 223V222H152ZM151 223V224H152ZM172 223V224H173ZM178 223V222H177ZM183 223V222H182ZM59 224H58V226L57 227H59ZM131 224V223H130ZM134 224H136V223H133V225ZM155 224V223H154ZM161 224V223H160ZM171 223H169V225H170ZM184 224V223H183ZM187 224V223H186ZM216 223H214V225H215ZM47 225V224H46ZM52 225H54V224H52ZM99 225V224H98ZM127 225H128V223H127ZM139 225V224H138ZM213 224H212V226L213 227H215ZM223 225V224H222ZM51 226V225H50ZM116 226H118L117 224H116ZM126 226V225H125ZM140 226V225H139ZM153 226V225H152ZM177 226V225H176ZM179 226V225H178ZM177 226V227H178ZM193 226V225H192ZM53 227V226H52ZM55 227V226H54ZM56 227V228H57ZM127 227V230L130 228V230H132L131 228H132V224H131V226L129 225V226H126ZM134 227H135V225H134ZM134 227H133V229H134ZM138 227V226H137ZM164 227H165V225H164ZM166 227H167V225H166ZM220 227V226H219ZM223 227V226H222ZM221 227V228H222ZM136 228V227H135ZM146 228V227H145ZM160 228V227H159ZM184 228V227H183ZM203 228V227H202ZM205 228V227H204ZM210 228H211V225H210ZM216 228H217V226H216ZM12 229V228H11ZM110 229H111V231H110ZM138 229V228H137ZM141 229H144V228H141ZM140 229V230H141ZM148 229V228H147ZM155 229H156V227H155ZM170 229H172V227L170 228ZM180 229V228H179ZM178 229V230H179ZM212 229V228H211ZM215 229V228H214ZM7 230V229H6ZM57 230V229H56ZM109 232H108V231ZM126 230V231H127ZM129 230V231H130ZM135 230V229H134ZM140 230H138V231H140ZM165 230V229H164ZM173 230V229H172ZM196 230V229H195ZM198 230V229H197ZM209 230V229H208ZM53 231L55 232V230H54V228H53ZM122 231V230H121ZM126 231L124 232V235H125V233H126ZM133 231V230H132ZM137 231V230H136ZM135 231V232H136ZM153 231V230H152ZM171 231V230H170ZM174 231H176V228L174 229ZM173 231V232H174ZM211 231V230H210ZM51 232H52V230H51ZM108 232V233H107ZM128 232V231H127ZM142 232H143V230H142ZM172 232V233H173ZM177 232V231H176ZM182 232V231H181ZM13 233V232H12ZM56 233H57V231H56ZM102 233V234H101ZM130 233H133V232H130ZM139 233V232H138ZM147 233V232H146ZM153 233V232H152ZM206 233V232H205ZM208 233V232H207ZM58 234V233H57ZM134 234H136V233H134ZM140 234V233H139ZM163 234V233H162ZM199 234V233H198ZM215 234H216V232H215ZM56 235V234H55ZM151 235V234H150ZM164 235V234H163ZM175 235V234H174ZM58 236V235H57ZM123 236V235H122ZM126 236H128V235H126ZM125 236V237H126ZM129 236L131 237L132 236V234L130 235L129 234ZM147 236V235H146ZM149 236V235H148ZM201 236V235H200ZM220 236V235H219ZM231 236V235H230ZM51 237H52V235H51ZM99 238L97 241H96V238ZM121 237V236H120ZM119 237V238H120ZM124 237V236H123ZM123 237H121V238H123ZM153 237H156V236H153ZM166 237H168V236H166ZM175 237H176V235H175ZM177 237H179V236H177ZM59 238V237H58ZM128 238V237H127ZM149 238V237H148ZM157 238V237H156ZM159 238H161V237H159ZM1 239V238H0ZM124 239H126V238H123L122 239V241L124 240ZM166 239V238H165ZM169 239V238H168ZM176 239V238H175ZM178 239V238H177ZM191 239V238H190ZM223 239V238H222ZM148 240V239H147ZM146 240V241H147ZM153 240V239H152ZM201 240V239H200ZM3 241V240H2ZM125 241V240H124ZM134 241V240H133ZM170 241H171V238H170ZM180 241H182L183 242V240H181V238H180ZM179 241V242H180ZM4 242V241H3ZM168 242V241H167ZM186 242V241H185ZM5 243V242H4ZM125 243L126 242H124L123 244L125 245ZM1 244V243H0ZM122 244V245H123ZM137 244V243H136ZM142 244V243H141ZM215 244V243H214ZM59 245V244H58ZM129 245H130V243H129ZM148 245V244H147ZM170 245V244H169ZM201 245V244H200ZM10 246V245H9ZM57 246V245H56ZM139 246V245H138ZM146 246V245H145ZM153 246V245H152ZM166 246V245H165ZM202 246V245H201ZM217 246H218V244H217ZM79 247H81V249H78V251L80 250V252L79 253H75V251H77L76 249L77 248H79ZM112 247V248H111ZM115 247H120V246H115ZM122 247V246H121ZM126 246H124V247H122V249H120V250H124V249H126L125 248ZM223 247V246H222ZM5 248V247H4ZM111 248V249H110ZM137 248V247H136ZM172 248V247H171ZM194 248V247H193ZM198 248V247H197ZM2 249H3V247H2ZM8 249V248H7ZM56 249V248H55ZM128 249H129V247H128ZM138 249V248H137ZM141 249H143V247L141 248ZM153 249V248H152ZM151 249V250H152ZM203 249V248H202ZM212 249V248H211ZM160 250V249H159ZM58 251V250H57ZM113 251V250H112ZM115 251H116V249H115ZM125 251V250H124ZM139 251V250H138ZM143 251V250H142ZM141 251V252H142ZM52 251H50V253H51ZM59 252V251H58ZM58 252L56 253L57 255H58V257H59V254H58ZM60 252V253H61ZM152 252V251H151ZM158 252V251H157ZM196 252V251H195ZM49 253V252H48ZM122 253H124L123 251H122ZM140 253V252H139ZM138 253V254H139ZM193 253V252H192ZM198 253V252H197ZM54 254V253H53ZM154 254V253H153ZM158 254V253H157ZM50 255V254H49ZM99 255H97V257L99 256ZM142 255V254H141ZM167 255V254H166ZM180 254H178V256H179ZM186 255V254H185ZM199 255V254H198ZM61 256V255H60ZM120 256H121V253H120ZM204 256V255H203ZM46 257V256H45ZM57 257V256H56ZM57 257V258H58ZM77 257V256H76ZM94 257H96V255L94 256ZM216 257V256H215ZM55 258V257H54ZM127 258V257H126ZM152 258V257H151ZM161 258V257H160ZM56 259V258H55ZM90 259H91V261L93 260L92 259V257H90ZM132 259V258H131ZM137 259V258H136ZM149 259V258H148ZM159 259V258H158ZM167 259V258H166ZM185 259V258H184ZM187 259V258H186ZM197 259V257L194 259V260H196ZM201 259V258H200ZM57 260V259H56ZM64 260V259H63ZM62 260V261H63ZM78 260V259H77ZM77 260H76V262H77ZM89 260V259H88ZM125 260V259H124ZM132 260H134V259H132ZM145 260H146V258H145ZM152 260V259H151ZM151 260H149V261H151ZM155 260V259H154ZM7 261V260H6ZM79 261H78V263H79ZM95 261V260H94ZM94 261H93V263H94ZM97 262H98V260H96ZM117 261V260H116ZM187 261V260H186ZM203 261V260H202ZM54 262H56L55 260H54ZM57 262L58 263H60L61 262V257L59 258V260H57ZM56 262V263H57ZM90 262V261H89ZM113 262V261H112ZM132 262V261H131ZM135 262V261H134ZM177 262V261H176ZM209 262V261H208ZM6 263V262H5ZM56 263H54V264H56ZM57 263V264H58ZM63 263V262H62ZM67 263V262H66ZM65 263V264H66ZM82 263H79V264H82ZM99 263V262H98ZM120 263V262H119ZM142 263V262H141ZM157 263V262H156ZM166 263V262H165ZM164 263V264H165ZM189 263V262H188ZM206 263V262H205ZM69 264V263H68ZM87 264V263H86ZM91 264V263H90ZM95 264H97V263H95ZM112 264V263H111ZM114 264V263H113ZM121 264V263H120ZM148 264V263H147ZM162 264H163V262H162ZM198 264V263H197Z\"/></svg>",
  "mask_w": 264,
  "mask_h": 264
}]
</instances>
